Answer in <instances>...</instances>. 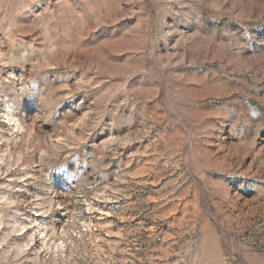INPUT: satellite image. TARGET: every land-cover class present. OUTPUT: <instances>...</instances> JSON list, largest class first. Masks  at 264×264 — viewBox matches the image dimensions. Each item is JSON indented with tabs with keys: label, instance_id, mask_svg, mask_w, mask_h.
I'll use <instances>...</instances> for the list:
<instances>
[{
	"label": "rangeland",
	"instance_id": "rangeland-1",
	"mask_svg": "<svg viewBox=\"0 0 264 264\" xmlns=\"http://www.w3.org/2000/svg\"><path fill=\"white\" fill-rule=\"evenodd\" d=\"M0 264H264V0H0Z\"/></svg>",
	"mask_w": 264,
	"mask_h": 264
}]
</instances>
